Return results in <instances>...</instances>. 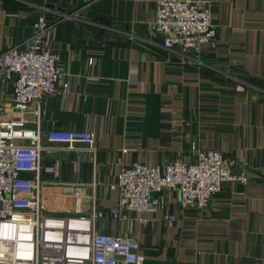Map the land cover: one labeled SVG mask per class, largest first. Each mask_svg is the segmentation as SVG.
I'll return each mask as SVG.
<instances>
[{"label": "crops", "instance_id": "1", "mask_svg": "<svg viewBox=\"0 0 264 264\" xmlns=\"http://www.w3.org/2000/svg\"><path fill=\"white\" fill-rule=\"evenodd\" d=\"M207 1L218 41L193 61L152 37L157 0H0V54L33 36L40 15L56 24L53 47L70 90L25 112L42 147L59 148L42 152L43 164L60 170V183L49 179L45 192L95 193L105 214L98 232L137 239L146 264L264 259V0ZM13 90V82L0 81V120L17 116ZM53 129L91 131L97 150L52 145ZM194 142L222 152L248 182L225 184L202 212L182 207L179 193L164 192L155 212L110 217L120 161L149 167L189 161ZM58 200L73 211V199ZM80 200L87 212L89 200Z\"/></svg>", "mask_w": 264, "mask_h": 264}, {"label": "built area", "instance_id": "2", "mask_svg": "<svg viewBox=\"0 0 264 264\" xmlns=\"http://www.w3.org/2000/svg\"><path fill=\"white\" fill-rule=\"evenodd\" d=\"M34 28L24 43L0 54V81L13 82L17 114L0 120V264H146L145 249L137 239L98 232L97 223L105 214L96 208L95 193L84 196L77 188L63 194L57 188L44 190L49 179L60 183V170L58 163L44 165L42 152L59 148L42 147L41 134L27 126L25 112L30 105L39 110L49 97L66 95L70 85L53 47L56 24L40 15ZM151 35L161 38L166 50L193 61L204 47L218 41L207 0H157ZM47 141L95 152L98 140L91 131L53 129ZM191 153L189 161L164 167L120 161L119 199L110 217L126 221L129 212L140 216L155 212L164 204V192L179 193L182 207L202 212L225 184L248 182L246 173L228 163L222 152L194 142ZM59 197L73 199V211L53 210L50 200ZM81 197L90 202L87 212ZM166 220L172 224L175 218L169 215Z\"/></svg>", "mask_w": 264, "mask_h": 264}, {"label": "rangeland", "instance_id": "3", "mask_svg": "<svg viewBox=\"0 0 264 264\" xmlns=\"http://www.w3.org/2000/svg\"><path fill=\"white\" fill-rule=\"evenodd\" d=\"M243 84H247L245 81H243ZM50 202L53 204L51 205V207L53 208V210H56V211H59V212H64V205L63 206H60L59 202L56 201V202H53L52 200H50Z\"/></svg>", "mask_w": 264, "mask_h": 264}, {"label": "trees", "instance_id": "4", "mask_svg": "<svg viewBox=\"0 0 264 264\" xmlns=\"http://www.w3.org/2000/svg\"><path fill=\"white\" fill-rule=\"evenodd\" d=\"M242 81H245L244 79ZM246 82V81H245ZM247 83V82H246Z\"/></svg>", "mask_w": 264, "mask_h": 264}]
</instances>
